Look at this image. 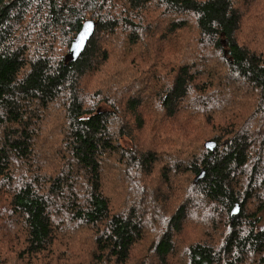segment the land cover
Here are the masks:
<instances>
[{"label": "trees", "instance_id": "1", "mask_svg": "<svg viewBox=\"0 0 264 264\" xmlns=\"http://www.w3.org/2000/svg\"><path fill=\"white\" fill-rule=\"evenodd\" d=\"M263 223L264 0H0V264H264Z\"/></svg>", "mask_w": 264, "mask_h": 264}, {"label": "water", "instance_id": "2", "mask_svg": "<svg viewBox=\"0 0 264 264\" xmlns=\"http://www.w3.org/2000/svg\"><path fill=\"white\" fill-rule=\"evenodd\" d=\"M96 27L97 23L94 22H87L83 25L82 30L72 44L70 53L67 56V60L76 61L81 57L82 53L87 47L88 42L93 37ZM208 147L212 150L216 148V146L213 144H208Z\"/></svg>", "mask_w": 264, "mask_h": 264}, {"label": "rangeland", "instance_id": "3", "mask_svg": "<svg viewBox=\"0 0 264 264\" xmlns=\"http://www.w3.org/2000/svg\"><path fill=\"white\" fill-rule=\"evenodd\" d=\"M264 228V223L262 224V226H261V229H263Z\"/></svg>", "mask_w": 264, "mask_h": 264}]
</instances>
